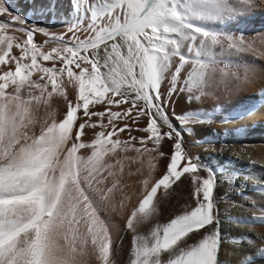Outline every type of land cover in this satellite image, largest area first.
I'll return each mask as SVG.
<instances>
[{"label": "snow or ice", "instance_id": "snow-or-ice-1", "mask_svg": "<svg viewBox=\"0 0 264 264\" xmlns=\"http://www.w3.org/2000/svg\"><path fill=\"white\" fill-rule=\"evenodd\" d=\"M56 3L31 14L55 22ZM248 3L71 0L72 22L53 31L0 2V264H223L218 172L185 135L222 111L197 103L252 83L241 54L264 58L225 23ZM177 182L191 202L162 222L158 191ZM256 258L264 247L242 264Z\"/></svg>", "mask_w": 264, "mask_h": 264}, {"label": "bare ground", "instance_id": "bare-ground-1", "mask_svg": "<svg viewBox=\"0 0 264 264\" xmlns=\"http://www.w3.org/2000/svg\"><path fill=\"white\" fill-rule=\"evenodd\" d=\"M13 13L26 17L29 23L50 27L61 31L65 23H71L69 13L71 0H57L56 17L49 15H32L33 9L47 7L49 0H0ZM61 13L67 18L61 20ZM230 29H240L256 42V47L264 51V0H249L246 10L225 22ZM46 39L37 33L36 40ZM244 61L251 66L253 81L232 95L223 91L204 98L196 107L213 110L220 106L222 111L211 124L195 127L194 134H186L190 151L202 161L209 163L218 172L217 198L222 218V233L227 237L222 243L219 259L223 264H242L254 252L264 247V106H259L253 114L243 119L237 118L230 123H222V117L240 103L260 105L264 98L258 93L264 91V58L252 53L241 54ZM57 98L54 97V102ZM186 106L184 99L177 102L176 110ZM88 139L92 132L87 130ZM138 134V133H137ZM123 136V134H121ZM200 141V143H196ZM222 150V151H221ZM223 166V167H220ZM160 174L158 166L157 175ZM233 174H239L238 176ZM244 176L249 179L245 180ZM183 179V178H182ZM179 185V186H178ZM157 199L161 201V221L178 214L182 205L191 202V191L185 184L173 185L167 195L158 191ZM229 217L232 219L230 220ZM117 235L123 236L125 253L130 246V235L123 230V220L114 218ZM246 237L247 239H241ZM126 258V256H125ZM255 264H264L256 258Z\"/></svg>", "mask_w": 264, "mask_h": 264}]
</instances>
